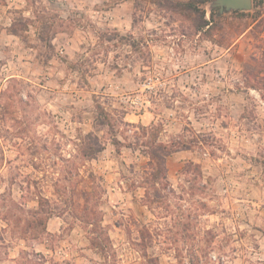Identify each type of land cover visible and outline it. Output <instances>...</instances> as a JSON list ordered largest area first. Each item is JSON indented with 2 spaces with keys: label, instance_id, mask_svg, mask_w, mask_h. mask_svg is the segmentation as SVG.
I'll return each mask as SVG.
<instances>
[{
  "label": "rangeland",
  "instance_id": "obj_1",
  "mask_svg": "<svg viewBox=\"0 0 264 264\" xmlns=\"http://www.w3.org/2000/svg\"><path fill=\"white\" fill-rule=\"evenodd\" d=\"M211 1L197 0V11H192L183 5L187 0H134L132 24L141 26L135 36L78 12L71 13L67 26L61 21L57 27L56 11L39 17L38 43L26 35L35 22L23 14L38 0H16L23 7L8 9L13 23L7 29L0 24V33L19 37L25 47L17 57L0 59V239L7 232L5 224L14 217L19 223L17 214L24 218L23 232L46 234L51 243L42 244L30 264H201L194 251L200 239L211 246L223 233L225 243H239L249 228L253 236H264V147L251 155L241 139L252 140L254 133L264 132V124L254 109L236 118V102L225 97L242 91L239 81L233 82L234 89L216 83H222L216 74L228 58L222 56L217 67L213 51L205 49L188 67L173 70L165 63L160 76L149 79L161 63L155 57L166 55L146 51L165 39L155 27L145 32L144 21L154 22L151 4L162 16L168 11L194 16L199 26L206 25L207 10L209 33L218 30L221 35L217 47L228 42L229 56L242 62L245 83L264 85V53H251L247 36L230 32L246 10L221 11ZM50 3L64 9L67 0ZM104 4L105 10L115 7L113 0ZM5 7L6 0H0V13ZM173 19L168 17L164 25ZM14 29L23 36L12 33ZM61 32L65 35L57 50L52 40ZM3 40L0 35L2 51L10 53ZM125 47L132 52L123 51ZM137 64L140 74H135ZM59 71L65 72L64 78ZM32 79L38 83L32 85ZM151 84L155 86H146ZM28 89L33 90L26 98L22 93ZM41 94L49 100L59 97L53 105L58 111L45 108ZM18 112L23 120L16 118ZM109 144L114 151L105 157ZM159 145L167 149L157 150ZM154 153L166 154V178L155 174ZM253 171L256 175L250 176ZM246 176L250 179L237 191L235 185ZM86 203L109 235L105 250L91 244L88 218L93 213L86 215ZM231 227L234 232H229ZM21 240L27 243L23 234Z\"/></svg>",
  "mask_w": 264,
  "mask_h": 264
},
{
  "label": "clouds",
  "instance_id": "obj_2",
  "mask_svg": "<svg viewBox=\"0 0 264 264\" xmlns=\"http://www.w3.org/2000/svg\"><path fill=\"white\" fill-rule=\"evenodd\" d=\"M60 3H64L65 0H58ZM115 7L111 10H105L104 0H67L64 9H54L51 6L50 0H38L37 5H30L28 10L23 14L25 17H30L34 24H29L28 31L26 35L31 38L32 43H38L37 33L39 31L42 21L40 16L49 15L56 11L60 12V18L57 21V27L59 23L63 21L65 26L69 24L68 17L72 12L83 13L87 18L96 22L99 25H103L104 21H110V27L118 28L122 33L132 32L133 35L140 34V27H133L132 24V15L131 13L135 10L133 8L134 0H113ZM7 7L4 8L3 13H0V24L4 25L5 29L11 27L13 23L14 14H9L8 9H15L16 7H23L21 4H17L16 0H6ZM253 6L250 9L246 10V15L243 19L236 20L233 27L230 29V32L242 33L247 36L248 40L252 42L249 45L251 53H255L257 56H260L261 53H264V3H261L260 0H252ZM153 9L151 13V19L153 23H149L146 19L144 25H146L145 32L152 28H157L158 31L165 33V39L158 42V44L153 47L149 46L146 51L150 50L152 52H162L166 53L163 56H156L155 59L161 60V63L156 66V71L149 75V79H152V76H160L161 72L164 70V64L167 63L171 69L175 70L177 68L183 69L189 66L190 63L194 62L196 59L195 54H202L205 49L213 51L215 60L212 63H215L217 67L221 62V57H227L229 63L225 67L221 68L220 71L216 74L222 79H218L216 83L226 85L228 89H234V81H239L242 91L236 95H226L225 99L235 101L233 106V111L236 113V118H239V113H243L246 109L251 111L254 109V114L257 117L258 121L261 124H264V85H259L255 80H252L250 83H245L243 79V69L242 62H238L236 59H233L229 56V52L232 49L228 48V42H224L223 48H218L217 44L221 43V35L218 30H214L212 33H209L208 25L199 26L197 19L193 16L182 15L178 12L168 11L166 15H161L160 11L155 8V5H149ZM45 9L47 11H45ZM139 15V13H137ZM168 17H174L172 22L167 26L164 25V21ZM205 19L208 20V12L205 10ZM155 21H159L158 23ZM78 30V29H77ZM251 33V35H248ZM4 36L2 44L10 45L12 51L10 53H4L2 47H0V59H6L9 55L12 57H17L21 54V50L24 49L25 45L22 43L21 39L17 36H8L6 31L0 33ZM65 33L61 32L60 35H57L52 43L57 46V50L61 49V36H64ZM91 35V33H89ZM93 43H95V37H93ZM259 45L260 47H255ZM66 46V45H65ZM228 49V51H225ZM71 51V49H69ZM123 51L131 53L132 50L130 47H125ZM135 55V53H132ZM101 56H103V51H101ZM111 55H109V62H111ZM53 63H56L53 60ZM121 65L125 63L123 57L120 61ZM9 66L11 61H9ZM199 67V64L195 65ZM100 67H104L100 65ZM7 70V69H6ZM191 70V69H189ZM135 74H140V65L137 64L135 69ZM35 75V73H33ZM57 75L60 78H64L65 72L59 71ZM133 75V73H132ZM75 76V73L72 74ZM71 78V77H70ZM25 80L31 79V77L25 76ZM125 80L123 83H127ZM159 80H157V83ZM197 82L198 81H194ZM32 85L38 83L37 80H31ZM93 84H96L97 81L93 80ZM147 87H154L155 85H146ZM48 87V85H45ZM58 87V86H56ZM68 85H65L67 88ZM181 87H183L181 85ZM203 87L208 88L210 85H204ZM33 89H28L22 94L27 98V91ZM185 94H187V89H184ZM114 95H120V93H113ZM202 95H208L207 92H202ZM59 97H56L54 100H49L47 95L41 94L39 96V102L48 109L56 112L58 108H54L53 105L56 103ZM139 99V97H138ZM88 103H91L89 100ZM177 104L180 103L179 100L176 101ZM116 105H114L115 107ZM213 111H215V106L213 105ZM168 115H173V113H167ZM211 115V113H209ZM16 118L18 120H23V114L17 113ZM132 117H128L131 119ZM191 118V115H189ZM159 119V117H157ZM207 124L208 121H203ZM11 123L6 125V127L11 128ZM63 127V125H61ZM89 127V125H86ZM41 129L46 131L43 125L39 126ZM199 128V125H197ZM14 130V129H13ZM106 132V130H105ZM105 132L100 133L105 135ZM123 139V137H120ZM244 140L243 148L250 152L251 155H256L257 147H264V132L259 134L254 133L252 140ZM167 140V137H165ZM259 141V144L257 142ZM231 147V146H230ZM114 151L109 144L108 152L105 153V157L108 153ZM251 175H256V172L253 171ZM250 176L243 177V183L235 185L234 181H231L235 185L236 190L239 191L241 188L247 184ZM257 179L259 177L257 176ZM207 182L206 180L204 181ZM179 183H184L183 177ZM173 187H176V183H173ZM187 187V184H185ZM177 188V187H176ZM177 191H180L177 188ZM219 196L223 199V193H219ZM203 199H208V197H202ZM211 203H216V201H210ZM19 223L13 222L10 220L8 224H5L3 227L7 228V232L4 233V238L0 239V264H30V261L34 259L33 254L38 253L42 250V244L51 243L50 239L46 234L39 235L34 234L32 231L23 232L24 228V218L21 214ZM207 219V218H206ZM207 227H211V224H208ZM235 227L229 228V232H234ZM24 235L25 243L21 240V235ZM203 234H201L202 236ZM225 234H221L216 237V240L211 243V246L206 244L202 239L196 244L194 249L196 255L200 258L201 264H221V259L223 264H264V236L260 234L252 235L251 229H248V236L239 243L224 242ZM38 237V238H34ZM234 239V238H233ZM259 244V248L255 247V244ZM240 244H243V248H240ZM237 248V252H233V248ZM205 252L208 253L207 257ZM187 264V261H185Z\"/></svg>",
  "mask_w": 264,
  "mask_h": 264
},
{
  "label": "trees",
  "instance_id": "obj_3",
  "mask_svg": "<svg viewBox=\"0 0 264 264\" xmlns=\"http://www.w3.org/2000/svg\"><path fill=\"white\" fill-rule=\"evenodd\" d=\"M197 0H187L186 3H183L184 7L186 9L192 10V11H197V6L194 4V2H196ZM214 9L211 10V14L214 15ZM204 24H209V21H205ZM12 33L22 37L23 34L20 32L19 29H14L12 31ZM115 143L120 144L121 142L119 140H115ZM159 148V149H158ZM157 148V150H160L161 148L166 150L167 147L163 146V145H159ZM168 153V152H167ZM152 159L154 160L155 164H156V171L155 174H160V173H164L165 170V162L163 158H165L166 154L162 155V157L159 154H153L151 155ZM94 157V156H93ZM164 178H166V173H164V175L162 176ZM85 202H88V199L85 198ZM85 212H87L88 214H86L87 216L91 213H93V216L91 215L88 219V223L91 224L93 226V228L91 229V234H90V241L91 244L101 248L103 250H105V247L107 246V243L109 242L110 238L108 233L105 231L104 227L99 223V220L95 217L97 212L95 210L89 209L87 203L85 206ZM95 234V235H94Z\"/></svg>",
  "mask_w": 264,
  "mask_h": 264
},
{
  "label": "water",
  "instance_id": "obj_4",
  "mask_svg": "<svg viewBox=\"0 0 264 264\" xmlns=\"http://www.w3.org/2000/svg\"><path fill=\"white\" fill-rule=\"evenodd\" d=\"M211 6H219L221 11L224 10H247L252 8V0H212Z\"/></svg>",
  "mask_w": 264,
  "mask_h": 264
}]
</instances>
